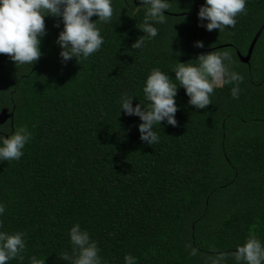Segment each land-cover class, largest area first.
Segmentation results:
<instances>
[{"label": "trees", "instance_id": "trees-1", "mask_svg": "<svg viewBox=\"0 0 264 264\" xmlns=\"http://www.w3.org/2000/svg\"><path fill=\"white\" fill-rule=\"evenodd\" d=\"M202 3L171 0L140 49L131 44L144 35L143 6L113 0L112 20L97 21L104 43L87 59L61 60L62 23L52 17L32 66L0 54V130L29 133L18 160L0 161V231L25 241L6 264H30L33 255L70 264L59 253L73 255L74 223L95 241L101 264H124L126 254L135 264H236L237 245L255 237L264 246V30L249 63L239 60L264 26V0H246L221 32L198 21ZM209 51L227 53L240 79L214 84L204 109L178 87L176 125L161 121L159 141H141L139 117L118 116L121 94L146 103L152 68L174 80L178 61Z\"/></svg>", "mask_w": 264, "mask_h": 264}, {"label": "clouds", "instance_id": "clouds-1", "mask_svg": "<svg viewBox=\"0 0 264 264\" xmlns=\"http://www.w3.org/2000/svg\"><path fill=\"white\" fill-rule=\"evenodd\" d=\"M245 4L246 0H203L197 11L198 21H206L203 27L208 31H224L225 26L235 25V17L245 11ZM139 6H143L144 15L137 28L144 35L131 44L132 49L142 48L145 39L157 36L158 28L150 21L155 25L163 24L167 16L165 10L170 8L171 0H139ZM113 14V0H0V54H7L15 65L32 66L41 56L40 41L46 34L44 18L52 17L59 18L57 27L62 23L55 39L61 60L87 59L104 43L97 21L108 23ZM93 16L95 20L91 19ZM196 44L203 47L201 41H196ZM194 60L195 63L178 61L172 70L174 80L159 68H152L142 87L146 103L137 102L133 106V96L121 94L118 116L123 110L124 115L139 117L141 122L137 124V129L141 141L150 146L157 143L159 135L154 126L161 125V121L176 125L175 97L178 87L184 89L189 105L204 109L211 103L214 84H227L240 79L225 63H230L227 53L209 51L198 54ZM231 94L234 97L237 95L235 87ZM28 139L29 133L24 127L11 133L6 129L0 130V161L18 160ZM4 213L5 205L0 203V215ZM68 238L73 245V255L70 257L68 253L61 252V259L70 261V264H101L95 241L78 223L70 227ZM24 248L23 233L0 231V264L17 257ZM232 255L236 264H264V246L255 237L237 245ZM29 261L30 264H44V260L35 255L30 256ZM135 261L136 258L131 255L124 256V264H135Z\"/></svg>", "mask_w": 264, "mask_h": 264}, {"label": "water", "instance_id": "water-1", "mask_svg": "<svg viewBox=\"0 0 264 264\" xmlns=\"http://www.w3.org/2000/svg\"><path fill=\"white\" fill-rule=\"evenodd\" d=\"M263 30H264V26H262L260 28V30L257 32L256 36L254 37V39H253V41H252V43H251V45L249 47L247 56L246 57H241V56L238 55L239 56V60H240L241 63H244V64H248L249 63V59H250L252 50H253V48H254V46H255V44H256V42H257V40H258V38H259V36H260V34L262 33Z\"/></svg>", "mask_w": 264, "mask_h": 264}, {"label": "rangeland", "instance_id": "rangeland-1", "mask_svg": "<svg viewBox=\"0 0 264 264\" xmlns=\"http://www.w3.org/2000/svg\"><path fill=\"white\" fill-rule=\"evenodd\" d=\"M220 84H221V83H216L215 85H220ZM4 118H5V117L3 116V119H4ZM1 119H2V118H1ZM3 119H2V120H3Z\"/></svg>", "mask_w": 264, "mask_h": 264}]
</instances>
